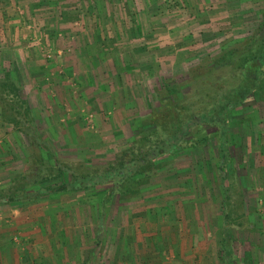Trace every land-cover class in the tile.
Segmentation results:
<instances>
[{"label": "rangeland", "instance_id": "374dc122", "mask_svg": "<svg viewBox=\"0 0 264 264\" xmlns=\"http://www.w3.org/2000/svg\"><path fill=\"white\" fill-rule=\"evenodd\" d=\"M41 1L44 2L39 0L36 7L42 6L39 5ZM154 1L156 6L170 9L171 12L164 16L166 20L176 16L178 19V12L172 14L181 9L178 0ZM208 1L205 3L209 6L224 2ZM226 2L230 5V11L223 8L226 16L215 11L213 27L196 29L194 34L205 35H198L190 54L179 56L177 60L162 54L157 64L147 65L143 68L145 71L134 75V85L128 91L122 89L126 94L121 89L113 93L121 101L127 99L130 105L123 107L128 113L124 121L113 116V111L120 107L106 111L109 118L99 121L95 119L94 109L90 108L99 94L94 89L100 85L110 89L114 77L118 81L123 79L121 74L120 78L110 75V67L103 60L98 61L104 69L101 75L96 60L89 55L88 46L77 41V23L84 15L82 3L78 6L79 0H56L60 13L51 22L57 28L46 27L38 31L27 23L30 18L27 17L26 32L36 40H23L25 42L19 45L22 60L10 58L8 52L0 59V93L7 103L5 108L0 103V112L5 113L0 117L8 122L13 111L26 113L35 133L47 141L61 159L76 162L74 168L102 165L112 160L135 137L134 125L157 104L159 94L188 102L194 110L200 111L207 105L210 95V87L205 85L207 81L223 75L232 84L231 69L243 56L257 53V42L249 44V41L263 21L264 0ZM18 7L23 11L20 1ZM95 10H98L97 6L91 2L90 14H95ZM204 12L206 14L205 9ZM19 14L26 17L24 13ZM70 21L73 22L72 29L64 30V25H69L64 23ZM206 37L207 41L204 40ZM165 44L156 47L160 51L167 47L168 53L173 52L176 43L172 48ZM141 45L146 46L145 43ZM13 49L18 48H11L10 54ZM115 62L121 60L112 61ZM178 63L181 67L175 68L174 64ZM262 67L264 70V65ZM194 68L206 75L195 76ZM259 82L255 94L235 106L228 116L227 154L223 165H218L215 127L203 126L200 130L194 128L195 139L209 135V143L175 155L141 186L137 197L127 202L114 197L100 206L103 198L98 186L94 192H67L30 203L18 202L19 205H37L34 207H44L45 211L54 206L56 210L79 212L88 224L84 242L92 250L87 252L86 264H222L219 240L225 185L232 208L231 223L237 227L231 230L233 252L228 264H264V74ZM171 91L172 94H167ZM122 112L120 109L115 115ZM15 144L10 161L2 163L7 170L3 171L5 175L0 174V188L6 186L24 165L27 148L20 136L15 139ZM44 154L52 160L48 151ZM219 174L224 177V183H220ZM100 214L102 220L97 223ZM127 215L131 218L126 219ZM69 223L76 225L78 221L71 218ZM71 235L76 237L74 232ZM128 238H132V246L137 249L135 253H127ZM128 256L131 257L129 261Z\"/></svg>", "mask_w": 264, "mask_h": 264}, {"label": "crops", "instance_id": "0c3cea01", "mask_svg": "<svg viewBox=\"0 0 264 264\" xmlns=\"http://www.w3.org/2000/svg\"><path fill=\"white\" fill-rule=\"evenodd\" d=\"M19 1L24 6L23 11L22 7H18ZM38 1L0 0V59L4 58V54L8 52L10 58L22 60L23 55L19 45L22 44L23 40H28L27 42L36 40L35 37L33 40L28 36L30 32L28 34L26 32L25 19L27 17H30L27 23H31L30 26L38 29V31L46 27L57 28L51 22L52 19H56L57 13H60V10H57L56 7V0H43V3L42 1L39 3L42 6L36 7L35 4H38ZM120 1L79 0L80 4L78 5L80 6L82 3L84 15L80 20L81 22L77 23V41L88 46L89 55L96 60V68L101 70V75L104 74L102 72L104 69L101 67V62L98 61L103 60L110 67V75L120 78L121 74L123 79L118 81L114 77L110 89L106 86L103 88L102 85L94 89L99 94L90 108L94 109L95 119L99 121H102L104 117L107 118L108 115L105 112L111 111L115 107H120L124 113L115 115L120 110L116 109L117 111H113L114 118L117 116L118 120L124 121L128 113L124 111L123 107L127 108L130 105L127 99L121 101L114 97L113 93L120 92L121 89V92L126 94L122 89L128 91L130 86L134 85V75L136 76V74L145 71L146 69L143 68L147 65L150 67V64L152 66L157 64L162 54H167V56H170L169 59L174 60H177L179 56L190 54V50L196 44V38L201 34H194L196 29L213 27L216 24V20H214L215 11H221L226 16L227 13H224L226 11H223V8L227 11L230 8L226 0H223L225 3L219 2V4L212 6L205 3V0H178L181 9L174 10L172 13L176 14L178 12V19L176 16V18L166 20L164 16L166 13L171 12L170 9H165L160 5L156 6L154 0H142L141 2L139 0L138 2L137 0H126L124 4H121ZM91 2H94L98 9L95 10L93 15L89 11ZM154 10L159 13H155ZM18 12L24 13L26 17L21 16ZM125 12L127 14H124ZM66 23L69 25H64V30H71L73 22H65L64 24ZM31 33L33 32L31 31ZM206 34L208 35V33ZM204 35V33L201 34V36ZM164 38H167L166 41H164ZM207 39V37L204 38L205 41ZM174 42L176 44L173 52L168 53L167 47L163 51L156 47L158 45L166 46L165 43H168V46L171 47ZM142 43L146 44L145 48L141 45ZM16 47L18 49H13L12 54L14 56H12L10 49ZM154 56H157L156 60H154ZM5 58H8V56ZM119 59L121 60L120 63L115 62L116 65L113 64L114 62L112 63L113 60L118 61ZM174 66L178 68L181 67V64H174ZM18 136L23 139L22 134L15 129L10 121L7 122L0 117V174L5 175L3 171L7 170V167L2 163L10 161L17 146L15 139ZM260 170L261 168L258 169V171ZM34 206L22 207L16 202L0 205V264H53V261H55V264H86L89 256L87 252L91 248L86 247V242H84L86 241L88 226L84 222V217L79 212L56 210L54 206L46 211L44 207L40 209ZM80 217L83 218V221H80L82 220ZM71 218L76 219L78 223L76 225L70 224ZM127 218L131 217L127 215ZM100 220H102V214L97 216V223ZM71 226L73 229H70ZM72 232H74L75 238L71 235ZM131 241L132 238H128L125 247L127 253H135L137 250L132 246ZM139 246L143 247L142 244ZM75 254L78 256H75ZM55 257L57 260H55ZM130 258L128 256L127 260L129 261Z\"/></svg>", "mask_w": 264, "mask_h": 264}, {"label": "trees", "instance_id": "16d2710c", "mask_svg": "<svg viewBox=\"0 0 264 264\" xmlns=\"http://www.w3.org/2000/svg\"><path fill=\"white\" fill-rule=\"evenodd\" d=\"M255 42L258 45L257 53L243 56L241 62L231 69L232 84L223 75L207 81L205 85H209L210 95L206 100L207 105L200 111L194 110L188 102L159 94L157 104L134 125L133 131L136 134L130 144L102 165L74 168L76 162L61 159L50 149L48 142L35 133L26 113L13 111L9 121L22 134L28 153L23 167L6 186L0 188V205L30 203L67 192H94L98 186L101 187L103 198L100 206L114 197L127 202L137 197L141 186L175 155L188 153L199 148L200 144L205 146L209 143V135L195 139L194 135L197 133H193L194 128L200 130L203 126L215 127L218 165H223L227 154L228 116L235 106L255 94L264 74V18L250 37L249 44ZM192 70L195 76L206 75L199 68ZM0 103L2 108L7 105L5 96L1 93ZM44 151L49 152L51 161ZM219 175L220 183H224V177ZM223 190L219 246L222 263L228 264L233 252L231 230L236 225L231 223L233 218L230 217L232 208L228 203V188L224 185Z\"/></svg>", "mask_w": 264, "mask_h": 264}]
</instances>
